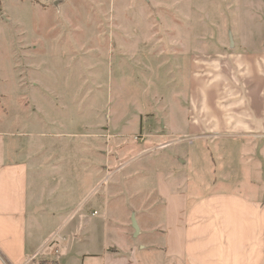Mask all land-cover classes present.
I'll list each match as a JSON object with an SVG mask.
<instances>
[{
  "label": "rangeland",
  "instance_id": "1",
  "mask_svg": "<svg viewBox=\"0 0 264 264\" xmlns=\"http://www.w3.org/2000/svg\"><path fill=\"white\" fill-rule=\"evenodd\" d=\"M235 49L264 51V0H0V139L29 135L18 154L40 159L31 176L55 212L43 226L67 229L94 184L108 221L127 216L135 232L128 210L155 202L156 171L181 146L166 125L180 121L192 55Z\"/></svg>",
  "mask_w": 264,
  "mask_h": 264
},
{
  "label": "crops",
  "instance_id": "2",
  "mask_svg": "<svg viewBox=\"0 0 264 264\" xmlns=\"http://www.w3.org/2000/svg\"><path fill=\"white\" fill-rule=\"evenodd\" d=\"M166 126L182 136L181 146L167 157L166 171H156L155 202L137 189V206H115L131 211L132 233L127 216L108 221L109 199L93 196L94 184L72 209L78 216L67 229L64 222L45 228L38 216L53 202L43 198L38 174L31 176L42 173V163L18 154L31 146L29 135L6 132L0 139V264L31 256L58 264H264V51L192 55L180 121Z\"/></svg>",
  "mask_w": 264,
  "mask_h": 264
},
{
  "label": "built area",
  "instance_id": "3",
  "mask_svg": "<svg viewBox=\"0 0 264 264\" xmlns=\"http://www.w3.org/2000/svg\"><path fill=\"white\" fill-rule=\"evenodd\" d=\"M4 264H11L4 260ZM21 264H58L55 259H42L36 260L34 256L28 257L23 263Z\"/></svg>",
  "mask_w": 264,
  "mask_h": 264
}]
</instances>
